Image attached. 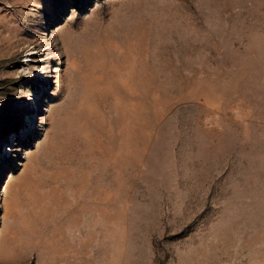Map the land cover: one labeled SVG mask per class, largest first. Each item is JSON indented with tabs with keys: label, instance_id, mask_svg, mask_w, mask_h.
I'll list each match as a JSON object with an SVG mask.
<instances>
[{
	"label": "rangeland",
	"instance_id": "374dc122",
	"mask_svg": "<svg viewBox=\"0 0 264 264\" xmlns=\"http://www.w3.org/2000/svg\"><path fill=\"white\" fill-rule=\"evenodd\" d=\"M0 264H264V0H0Z\"/></svg>",
	"mask_w": 264,
	"mask_h": 264
}]
</instances>
